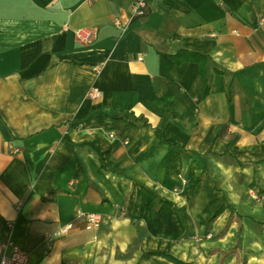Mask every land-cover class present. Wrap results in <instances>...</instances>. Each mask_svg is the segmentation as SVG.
<instances>
[{"label":"crops","instance_id":"crops-1","mask_svg":"<svg viewBox=\"0 0 264 264\" xmlns=\"http://www.w3.org/2000/svg\"><path fill=\"white\" fill-rule=\"evenodd\" d=\"M147 1L121 33L130 0H0V256L11 240L28 264H264L261 243L243 247L246 220L264 226V0ZM88 26L92 44L75 34ZM182 49L210 57L207 96L198 64L170 58ZM163 138L180 146L169 169ZM146 189L183 219L153 216ZM224 201L235 212L205 224Z\"/></svg>","mask_w":264,"mask_h":264},{"label":"trees","instance_id":"trees-1","mask_svg":"<svg viewBox=\"0 0 264 264\" xmlns=\"http://www.w3.org/2000/svg\"><path fill=\"white\" fill-rule=\"evenodd\" d=\"M170 58L173 60L175 65H178V66L182 65L185 62H196L198 64V67H199L198 72L203 79V95L207 96L210 93L212 77H211V75L208 71V68H207L209 61H210V57L207 54L182 49V50H179L178 52H176L174 54H171ZM215 72L219 73V74H223V75L228 77V84H227L228 96H229L230 101L233 100L235 90H236L235 87L237 85L236 79L234 78V76L229 71H227L225 69L216 68ZM127 123H129V122H127ZM162 142L167 143L170 146H173L175 148L174 154H172L170 156L168 163H167V168L169 169V165H170L171 161L173 160V158H175L179 155L180 146L177 143H175L171 140H166L164 138L162 139ZM101 166L105 169L111 170L114 173L123 174L125 172V169L121 168L119 164L114 163L109 158L107 159L106 163L102 162ZM199 180H201V178H198V180H196L195 184L192 187H194L199 182ZM146 190L154 199V206L152 208L153 216H155L157 214L158 208L161 204H167L174 211H176L179 214V216L183 219L181 208L176 203H174L171 200H168L166 198L159 197L152 190H149V189H146ZM228 209L231 210V214H233L236 210L232 204L224 201L221 205H219L214 211H212L210 213L209 217L204 221V223L209 225L211 222H213L216 218H218L221 214H223ZM240 232H242V225H240V227H239V233ZM151 254H161V255L168 256L169 258L174 260L176 262V264H193V263L183 261V260H181L175 256L165 254V253L148 252V253H145L144 255L149 256Z\"/></svg>","mask_w":264,"mask_h":264},{"label":"built area","instance_id":"built-area-1","mask_svg":"<svg viewBox=\"0 0 264 264\" xmlns=\"http://www.w3.org/2000/svg\"><path fill=\"white\" fill-rule=\"evenodd\" d=\"M130 12L131 17L128 21L121 19L120 17H115L113 24L116 28H118L121 33H124L132 20L136 18L144 17L148 11V1L147 0H130ZM67 29V28H66ZM76 37L79 41L85 44L94 43L99 34V29L96 26H88V27H79L75 29ZM104 63H100L95 66V69L99 71ZM103 94L100 89L97 87H92L89 89L87 95L90 98H96ZM79 216L82 217L85 221V226L88 229L98 228L101 224V217L96 213H84L79 212ZM73 223H67L63 225L58 233L66 234L71 231L73 228ZM211 237V235L209 236ZM29 257L27 252L18 244L14 243L11 240H8L3 244L2 253L0 256V264H28Z\"/></svg>","mask_w":264,"mask_h":264},{"label":"rangeland","instance_id":"rangeland-1","mask_svg":"<svg viewBox=\"0 0 264 264\" xmlns=\"http://www.w3.org/2000/svg\"><path fill=\"white\" fill-rule=\"evenodd\" d=\"M231 195H235V199L237 200L239 196V194L237 192L233 193L230 192ZM248 199L251 198V194L248 193L247 194ZM216 198L218 199L219 196L216 195ZM221 198H223V195L221 196ZM220 198V200H221ZM235 221H237V218L235 219ZM234 224V223H233ZM246 224L247 226L244 228V232H245V239H244V246L246 248V246H252V245H256L254 244L255 242L261 243V247H263L264 249V239L261 237H264V226L259 225L255 222H253L252 220H246ZM237 225H238V221L235 224V228H230L231 232H234L236 234V230H237ZM217 236H211V240H216ZM226 242V246L230 247L232 245L235 244V240H234V236H228L227 240H225ZM259 247V245H258ZM245 264V263H244Z\"/></svg>","mask_w":264,"mask_h":264}]
</instances>
